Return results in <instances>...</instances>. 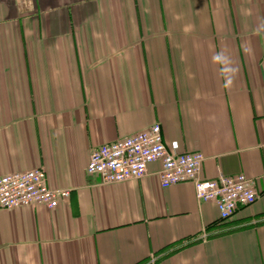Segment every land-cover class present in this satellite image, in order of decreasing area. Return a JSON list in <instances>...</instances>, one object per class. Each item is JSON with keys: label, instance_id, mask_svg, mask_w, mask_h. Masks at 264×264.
Here are the masks:
<instances>
[{"label": "crops", "instance_id": "1", "mask_svg": "<svg viewBox=\"0 0 264 264\" xmlns=\"http://www.w3.org/2000/svg\"><path fill=\"white\" fill-rule=\"evenodd\" d=\"M160 124L201 176L244 173L230 218L161 162L103 182L91 151ZM42 167L56 208H0V264H264V0H0V175Z\"/></svg>", "mask_w": 264, "mask_h": 264}, {"label": "built area", "instance_id": "2", "mask_svg": "<svg viewBox=\"0 0 264 264\" xmlns=\"http://www.w3.org/2000/svg\"><path fill=\"white\" fill-rule=\"evenodd\" d=\"M204 158L199 150L181 151L177 145L168 148L161 125L156 123L136 134L95 147L90 153L87 171L98 174L103 182H120L144 176L150 163L160 161L159 175L163 187L193 183L197 198L214 201L223 220L256 201L255 180L244 173L203 178ZM69 195V189L49 186L42 167L0 175V208L42 204L53 209Z\"/></svg>", "mask_w": 264, "mask_h": 264}]
</instances>
